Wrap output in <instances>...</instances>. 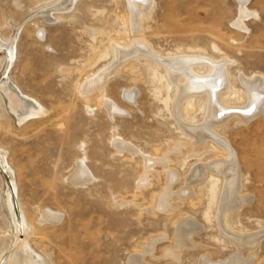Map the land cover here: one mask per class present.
Returning <instances> with one entry per match:
<instances>
[{
    "label": "rangeland",
    "instance_id": "1",
    "mask_svg": "<svg viewBox=\"0 0 264 264\" xmlns=\"http://www.w3.org/2000/svg\"><path fill=\"white\" fill-rule=\"evenodd\" d=\"M153 2L150 18L139 24L149 51L164 59L191 56L229 62L223 70L232 90L223 102L234 113L245 110L247 99L238 79L264 80V0H249L246 11L256 17L244 21L236 0ZM73 4L0 0V38L14 42L11 61L0 49V85L9 80L46 111L20 123L0 89V264L11 259L20 263L16 242L25 235L30 249L48 264H130L141 254L144 264H170L164 254L175 245L177 222L183 217L202 231L193 236V247L182 250L178 264H200L204 256L214 264L225 262L238 253L227 232L257 236L254 251L243 249L241 257L260 264L264 116L248 124L232 116L215 128L218 140H226L235 154L239 195L248 198L226 223L219 216V208L226 205L225 176L209 170L195 175L203 164L226 157L205 131V96L194 98L191 111L180 109L175 84L150 58L112 68L113 44L126 48L135 38L137 23L127 0ZM105 71L111 73L102 92L83 96L78 86ZM112 108L119 113L113 114ZM116 142L130 144L134 153ZM81 166L92 181L74 185L69 178L85 173L78 172ZM168 185L174 194L162 209L158 200ZM187 189L192 195L179 197ZM19 209L30 228L25 234L17 230ZM47 212L57 219L46 222ZM151 241L150 252L146 245Z\"/></svg>",
    "mask_w": 264,
    "mask_h": 264
},
{
    "label": "bare ground",
    "instance_id": "2",
    "mask_svg": "<svg viewBox=\"0 0 264 264\" xmlns=\"http://www.w3.org/2000/svg\"><path fill=\"white\" fill-rule=\"evenodd\" d=\"M73 1L75 2L76 0H72V1L70 0L71 5L74 3ZM236 1L239 4L240 9H241V13H240V14H242L241 15V21H244L245 19H247L248 18L247 16L256 17V15H254L253 13L249 14L246 11V7H247L249 0H236ZM65 3L67 4V1ZM127 3L129 6V10L131 12L133 21L135 20L134 22L137 23L133 29V34H134L135 38L133 41H130V44L126 48L117 44V43L113 44L112 52H113V56H114L115 61H114L112 68L116 69L119 66L126 64L129 61H132V60H135V59H138L141 57L142 58L144 57L146 59L150 58V59H152L151 61H153L155 64H157L160 67H163L165 69L167 76L172 81V83L175 84L176 90L178 92L177 97L180 100L178 103L180 109H184L186 111H191L194 107V98L195 97L197 98V96H200V97L205 96L206 101H207L206 103H207V114H208L206 116L207 118L205 119V123L208 124V128L205 129V131H207L210 134V139L215 141L216 144H218L219 147H221L222 150L225 151L226 157L224 156L225 158H223V159H216L215 158V161H213L212 164H210V163L206 164V165L203 164L200 168H198V170L195 171L196 172L195 175L200 176L199 172L203 173V172H207L209 170L210 172H214V173L216 172L217 176H218V173L225 176L223 200L226 202V205L224 206V209L219 208L220 209V215L219 216L221 217V219L226 220V223H227V220L230 218V214H232L234 211L236 212V209L238 208V206H240L241 203L248 202V198L243 196V195H242L243 197H240V195H239V185H238V176H237L238 167H237V161L235 158V154H234L233 150L230 148V146L228 145V143L225 142L226 141L225 139H224L225 140L224 142L223 141L220 142V140H218V138L215 136V133H214L215 128L217 126H220L223 123H225L232 116H237L241 120V122H243L244 124H248L251 120H254L260 116H264V80L262 79V77H253L252 78L251 76H250L251 78L246 77V78L238 79L239 83L241 84V86L244 90V95L246 96L247 103H246L245 110H242L240 112H235V113L232 112V110H229L228 106L225 105V103L223 102L224 96L232 90L231 84L226 82V77H227L226 72H227V75L229 76L228 71L223 70L227 65H229L228 64L229 62L223 61L222 64H217V61H211L212 59L208 60V59H202V58H197V57L195 58V57H191V56H181V57H176V58L164 59L161 57V55L160 56H158V54L154 55L153 53H151V51H149L150 49L147 48L146 44L141 39L140 36L142 34V32H141L142 29H139V27L141 28V26H139L141 20L146 19V18H150L152 11L155 9L153 0H127ZM62 7H64V6L62 5ZM58 9H59V7H58ZM63 10H65V9H63ZM63 10H62V12H64ZM49 11H52V9ZM65 11H67V10H65ZM49 15H50V13H49ZM133 21H132V23H133ZM238 23L236 24L237 26H239L238 28H240L241 30H244L243 26L241 24H238ZM119 25H121V24H119ZM136 26H138V27H136ZM117 27H119V26H117ZM127 28H129V27H127ZM140 32H141V34H140ZM128 34H129V32L127 33V36H128ZM13 44H14V42L12 40H10V41L4 40L3 41L0 38V49L4 48L6 50V52L8 54V60L9 61H11L13 54H14ZM222 66H223V68H222ZM198 69H205L206 73L204 75H201V73H199L197 71ZM110 71L103 72V74H101V76H99L97 79L89 80L81 87L78 86L79 90L81 91L80 93L83 96H87L90 92H93V91L95 92L96 90H100V92H102L101 88L103 87L106 79H108L109 74L112 72V71L111 72ZM91 75H90V77H92ZM257 76H258V74H257ZM238 77H240V76H238ZM0 89L3 90V92L5 93V97L9 101L8 105L10 107V110L17 117V119L19 120L20 123H22L28 119L36 118V117H39V116H42L45 114L46 111L44 110V108H42L40 105L35 103L29 97L23 95L19 91V89L14 84H12L9 80H6L4 83H2L0 85ZM196 98H195V100H196ZM104 101H105L104 103H106L107 107L112 106L109 101H107V100H104ZM112 109L114 110L113 114L119 113L116 108H112ZM236 109L239 110L238 108H236ZM203 127H204V125H203ZM199 131H203V130L201 129ZM195 132H196V130H195ZM187 134H189V133H187ZM206 138H208V137L206 136ZM206 138H203V139H206ZM196 139L198 140L197 137H196ZM207 141H208V139H207ZM116 143H118V144H116V146H118V147L120 146V147H122V149L128 150V151L133 152V153L135 151L132 149V147L129 146L130 144L129 145H123L120 142H116ZM198 144H199L198 145L199 147L203 146V143L200 145V142H199ZM180 147H182V149H183V145ZM213 149L215 150L216 148H213ZM151 165L153 166V164H150L147 167V172L152 169ZM83 166H81L80 169L78 168V172H80V173L85 172V173H82V174L77 173V174L72 175L69 178V181L72 184L84 185V184H87V182L92 181V179L89 178L88 173L83 168ZM171 179H174V178H171ZM188 185H191V183H189V181H188ZM170 188L168 185V190L165 192V194L162 197L160 196L161 198L158 200L159 201L158 202L159 208L164 209L167 206L166 205L167 200L171 196L173 197L174 193L173 194L170 193V190H169ZM182 192H183L182 194H180V195L178 194L179 197L183 196L184 194L185 195L187 194L189 196L192 195L191 191H189L188 189L184 190V191L182 190ZM176 197H174V198H176ZM171 203H173V200ZM176 203H177V201H176ZM172 206H174V205H172ZM179 206H180V204H179ZM176 208H173V209H176ZM173 209H172V211H173ZM21 210L19 209V216L18 217H20V218H18V219H20V222L18 223V229L17 230L20 229L25 234L26 232L28 233V230L30 228L27 225L23 210L22 211ZM166 213H167V211H166ZM184 218L185 217H183V219L179 220L178 222L176 221L177 222V228L176 227L175 228L177 229V231H176L177 237L175 239V245L173 247H171L170 250L168 249V253L164 254V255H166L165 256L166 258H169L172 261V263H170V264H178V261L180 259L179 258L180 253L182 252V250L185 248L193 247L192 246L193 236L197 235L200 231H202L201 230L202 228L194 220H192L190 218H185V219ZM43 219L46 220V222L50 221V219H52V221H53V220L57 219V216L51 215L50 213L47 212L43 215ZM218 220H220V219H218ZM223 223L225 224L224 221H223ZM227 231H228V228H227ZM226 234L230 238V240L236 245V248L238 249V253L237 254L234 253L235 255H232L230 258H227V260L225 259L226 260L225 262L222 261V263H217V264H252L251 263L252 257L248 256L249 258L247 257V259H243L241 257V252H243L242 251L243 249H246V252H247V250L254 251L253 249L256 248L255 246H256V244H258V243H256L258 240L257 236L251 235V234H249V236L248 235H241V234L239 235V234L230 233V232L225 233V236H226ZM26 236L27 235H25V237L22 240L17 239V242H16V246H17L18 250L20 251V253L17 254L18 261H20V263L19 262L14 263V261L11 259L8 261V264H48L45 260H43L42 258L37 256L30 249V247L28 245V238H27L28 236L27 237ZM152 244L153 243L151 241L148 245H146L147 250H149L150 252L153 250ZM185 250H187V249H185ZM207 251H209V250H207ZM210 251H209V253H210ZM212 252H214V251H212ZM206 254H208V253H206ZM252 254H254V253H252ZM254 255H253V257H254ZM143 257H144V254L137 255L132 259L131 263L130 262L129 263L130 264H144V262L142 261ZM163 258H164V256H163ZM214 263H211V261H209L208 256L202 257V259L200 261V264H214ZM257 264H259V263H257ZM260 264H264V260Z\"/></svg>",
    "mask_w": 264,
    "mask_h": 264
}]
</instances>
